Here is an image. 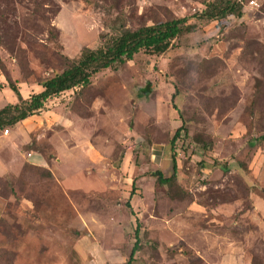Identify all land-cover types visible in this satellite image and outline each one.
<instances>
[{
  "label": "rangeland",
  "instance_id": "374dc122",
  "mask_svg": "<svg viewBox=\"0 0 264 264\" xmlns=\"http://www.w3.org/2000/svg\"><path fill=\"white\" fill-rule=\"evenodd\" d=\"M207 1L0 0V108L17 102L9 83L39 92L116 16L130 29L188 18L164 54L0 131V264H124L135 219L131 264H264V0L200 19Z\"/></svg>",
  "mask_w": 264,
  "mask_h": 264
},
{
  "label": "trees",
  "instance_id": "16d2710c",
  "mask_svg": "<svg viewBox=\"0 0 264 264\" xmlns=\"http://www.w3.org/2000/svg\"><path fill=\"white\" fill-rule=\"evenodd\" d=\"M244 0H209L197 16L210 20H221L229 15L241 16L242 2ZM187 17L171 18L163 22L151 25H142L135 29L126 26L122 16H116L109 20L106 30L100 34L97 45L93 48L82 47L75 58H69L61 54V69L53 72L49 77L39 81L41 90L31 94L28 98H22L17 87L9 83L8 87L17 97V102L8 103L0 108V131L6 127H12L44 108V103L61 92L74 88L85 89L90 85L91 77L104 69L117 70L126 62L132 60L139 52L161 55L172 48L173 40L183 32ZM148 88L146 89V91ZM175 96V93L173 94ZM186 129L180 126L176 129L171 143L177 138L186 136ZM210 143L203 142V150H207ZM172 174L164 177L156 171V181L171 186L175 183L176 162L174 155L171 158ZM133 192V191H132ZM128 211L133 214L129 201L125 202ZM140 223L135 219L134 238L127 261L131 264L135 253L141 248V239L138 234Z\"/></svg>",
  "mask_w": 264,
  "mask_h": 264
}]
</instances>
